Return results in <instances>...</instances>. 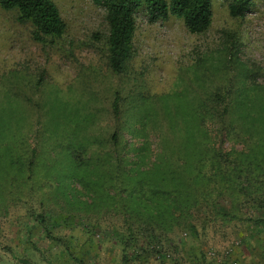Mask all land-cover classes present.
<instances>
[{
    "label": "rangeland",
    "instance_id": "374dc122",
    "mask_svg": "<svg viewBox=\"0 0 264 264\" xmlns=\"http://www.w3.org/2000/svg\"><path fill=\"white\" fill-rule=\"evenodd\" d=\"M251 1L237 18L226 0H211L201 33L174 16L148 22L137 12L122 74L107 66L104 9L92 0H53L65 29L41 41L15 10L0 8V264H264V224L248 220L264 217L260 74L243 80L242 100L231 106L239 110L238 136L202 125L205 145L229 153L220 168L177 182L181 191L166 194V212L148 209L150 220L143 197L119 201L111 186L104 198V168L113 160L104 136L118 133L128 176L152 181L148 171L162 156L181 163L171 150L160 152L170 114H187L204 89L236 79L240 86L244 69L264 67V0ZM116 93L127 110L114 121ZM236 162L241 173L253 169L243 177L254 185L236 182L228 171ZM163 169L165 186L177 174L168 163Z\"/></svg>",
    "mask_w": 264,
    "mask_h": 264
},
{
    "label": "trees",
    "instance_id": "16d2710c",
    "mask_svg": "<svg viewBox=\"0 0 264 264\" xmlns=\"http://www.w3.org/2000/svg\"><path fill=\"white\" fill-rule=\"evenodd\" d=\"M92 1L104 9V19L107 25L106 62L113 74H122L131 56L135 15L137 12L141 11L148 22L165 20L169 16L180 18L190 33L205 31L211 20V0ZM226 2L229 15L237 18L243 17L252 3L251 0H226ZM0 8L3 10H15L16 20L20 23L29 22L33 28L31 31L32 37L37 41H41L45 37H59L64 32L65 23L60 17L53 0H0ZM256 74H260L264 79V67L244 69L240 86H238L239 80L236 79L227 86H210L208 89H204L200 92L197 102L189 107L187 114L184 112L180 113V111L170 114L171 118L166 119L170 123L169 130L164 127L160 131V152L168 155V152L171 150L180 158L181 163L169 160V158H163V156L158 160L156 159L157 161L154 162L153 167L148 171L155 176L152 181L143 180L138 176H128L124 170L125 160L120 154L121 147L118 133L114 130V132L109 134L108 139L104 136V154L109 158H113L111 162L107 163L110 166L104 168V198L107 188H110V186L112 194L114 193V196H118L119 201L125 197H133V193H135L133 199L138 204H141L137 199L143 197L145 202H142V212H146L149 219L152 220L154 218V215L150 212L152 209L156 213H159L166 212L169 208L170 205L165 203L168 198L166 194L174 195L177 191H181V188L176 186L177 182L186 180L191 182L197 176L204 178L205 173L202 169L205 167H208L209 171H211L210 167L214 165H216V168H220V160L223 157L226 158L229 153L220 152L217 148L205 145L202 125L205 121L213 124L216 123V126L219 127L218 129L238 136L240 129L236 126V122L239 110L231 106L236 101L242 100L240 96L244 89L243 80L247 79L253 82ZM261 90H264V88H261ZM119 100L120 95L116 93L109 103V114H111L110 116L114 121H116L123 110H127V106L123 104L124 107H122L123 105L120 104ZM181 127L185 129L183 130V135L178 136V130ZM169 131L171 133L175 132L170 134L175 140L174 143H177V147L174 150L167 145V142H170L168 137ZM69 149L71 152H75L74 148L70 147ZM192 157H194L193 161ZM166 163L172 166L173 170L170 172L177 175L172 177V180H174L172 183L163 186L162 181L164 177L162 175L165 173L163 166ZM29 164L30 161H28ZM104 166H106L105 163ZM230 167L231 169L228 171H230V174H234V176H231L235 177L237 183L240 182L241 178H244L245 182H250V185L255 184L256 181L253 178L243 177H247L253 172V169H249L248 164L244 166L248 167V169L244 168L242 173L237 162ZM179 168H182V170ZM111 173H113L112 176ZM138 174L142 173L139 172ZM214 174L216 175V173ZM263 174L264 172L262 173L261 171V173L258 172L256 175L261 176ZM227 176L228 174L225 173V177ZM180 177L185 179H180ZM225 181H227V178H225L222 184ZM220 186L223 187V185ZM235 186L239 192L244 190V187L241 189L238 184H235ZM111 198H113V195ZM119 201L117 199L116 203H119ZM121 205L123 206V203ZM258 207L264 213V200L258 201ZM248 220L264 224V217Z\"/></svg>",
    "mask_w": 264,
    "mask_h": 264
}]
</instances>
